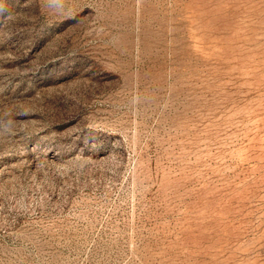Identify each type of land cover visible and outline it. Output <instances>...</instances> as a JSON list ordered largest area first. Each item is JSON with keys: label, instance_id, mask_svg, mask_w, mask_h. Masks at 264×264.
I'll return each mask as SVG.
<instances>
[{"label": "rangeland", "instance_id": "rangeland-1", "mask_svg": "<svg viewBox=\"0 0 264 264\" xmlns=\"http://www.w3.org/2000/svg\"><path fill=\"white\" fill-rule=\"evenodd\" d=\"M0 264H264V0H0Z\"/></svg>", "mask_w": 264, "mask_h": 264}]
</instances>
